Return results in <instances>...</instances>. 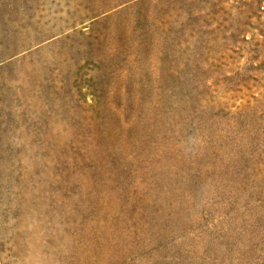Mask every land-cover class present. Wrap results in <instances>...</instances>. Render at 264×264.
Listing matches in <instances>:
<instances>
[{
	"label": "rangeland",
	"instance_id": "1",
	"mask_svg": "<svg viewBox=\"0 0 264 264\" xmlns=\"http://www.w3.org/2000/svg\"><path fill=\"white\" fill-rule=\"evenodd\" d=\"M19 219L39 264H264V0H0Z\"/></svg>",
	"mask_w": 264,
	"mask_h": 264
},
{
	"label": "bare ground",
	"instance_id": "2",
	"mask_svg": "<svg viewBox=\"0 0 264 264\" xmlns=\"http://www.w3.org/2000/svg\"><path fill=\"white\" fill-rule=\"evenodd\" d=\"M3 212L4 213H3V218H2L3 220L2 221L5 222L7 220V217H8V213H6V212H9V211H3ZM12 213L13 212L11 211V214ZM19 218H21V216ZM22 220L23 219H21V220L19 219V223L16 224V229L14 230V231H16V233L14 234V238L11 237V238H13V241L12 240H8V241L5 240V242L2 243V248L1 247L0 248L2 251H4V253H2L0 251V264H39V262L35 258L27 257V255H25L26 253L24 251V249H25L24 248L25 233H24V223H23L24 221H22ZM5 227H7V226L5 225ZM7 228H9V227H7ZM9 230H11V229H9ZM6 239H8V238H6ZM0 245H1V243H0Z\"/></svg>",
	"mask_w": 264,
	"mask_h": 264
}]
</instances>
